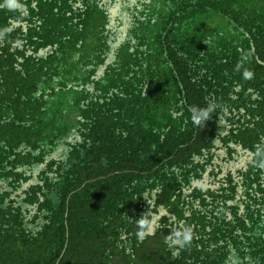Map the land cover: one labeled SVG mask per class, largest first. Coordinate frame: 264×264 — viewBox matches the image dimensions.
I'll list each match as a JSON object with an SVG mask.
<instances>
[{"label": "flooded vegetation", "instance_id": "obj_1", "mask_svg": "<svg viewBox=\"0 0 264 264\" xmlns=\"http://www.w3.org/2000/svg\"><path fill=\"white\" fill-rule=\"evenodd\" d=\"M22 2L0 8V201L26 231L72 204L107 264L262 263L264 0Z\"/></svg>", "mask_w": 264, "mask_h": 264}, {"label": "trees", "instance_id": "obj_2", "mask_svg": "<svg viewBox=\"0 0 264 264\" xmlns=\"http://www.w3.org/2000/svg\"><path fill=\"white\" fill-rule=\"evenodd\" d=\"M1 202L0 264H107L85 247L87 234L98 225L91 224L85 213L79 220L80 227H75L72 204L66 217L64 209L58 211L54 209L57 205L47 204L51 219L33 235L26 231L25 220L20 217L22 205ZM261 261L254 264H264V255Z\"/></svg>", "mask_w": 264, "mask_h": 264}, {"label": "clouds", "instance_id": "obj_3", "mask_svg": "<svg viewBox=\"0 0 264 264\" xmlns=\"http://www.w3.org/2000/svg\"><path fill=\"white\" fill-rule=\"evenodd\" d=\"M0 8L6 9L12 12H18L21 16L27 12V6L22 2V0H0ZM15 23V21H13ZM11 27H5L4 29L0 30V38H3L7 33L11 31ZM22 41L17 39L14 41L15 46H20ZM248 57L247 55L242 56L241 62L246 60ZM239 67V65H238ZM245 79L252 78V72L245 70L244 73ZM214 105L211 103L208 105L207 108H201L197 106H192L189 111L191 113V121L194 125H201L205 121L209 119L210 113L214 110ZM257 159L253 160V164L264 168V146L258 147L254 153ZM148 219L146 217L139 218L136 220V224L139 228L137 232V236L139 239H143L145 236V229L148 226ZM193 239V232L192 228L189 225H185L182 229L177 228L174 230L171 235L165 238V242L171 241L174 245L183 248L185 245L190 244L191 240ZM225 264H241L239 258L235 254V252H231L225 262Z\"/></svg>", "mask_w": 264, "mask_h": 264}, {"label": "water", "instance_id": "obj_4", "mask_svg": "<svg viewBox=\"0 0 264 264\" xmlns=\"http://www.w3.org/2000/svg\"><path fill=\"white\" fill-rule=\"evenodd\" d=\"M26 186V185H25ZM25 186H23V187H25Z\"/></svg>", "mask_w": 264, "mask_h": 264}]
</instances>
